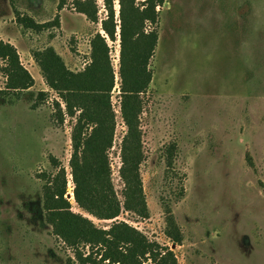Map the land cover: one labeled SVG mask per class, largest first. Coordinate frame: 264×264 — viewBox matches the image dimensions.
Listing matches in <instances>:
<instances>
[{"label": "rangeland", "instance_id": "1", "mask_svg": "<svg viewBox=\"0 0 264 264\" xmlns=\"http://www.w3.org/2000/svg\"><path fill=\"white\" fill-rule=\"evenodd\" d=\"M74 1L60 10V0H0V40L13 43L34 79L30 92L0 94V264H82L46 222L41 176L55 175L56 163L65 169L72 211L99 229L125 222L168 247L178 264H264V0H166L157 7L158 44L141 115L149 217L123 211L112 221L90 216L71 196L76 119L33 58L52 47L73 72L90 63V43L98 32L104 35L107 11L97 0L99 22L91 23ZM108 45L116 74L109 159L122 201L120 148L127 127L120 112V44ZM5 86L0 73V91ZM167 205L183 234L181 245L165 233ZM79 251L83 257L92 252L84 244Z\"/></svg>", "mask_w": 264, "mask_h": 264}, {"label": "trees", "instance_id": "2", "mask_svg": "<svg viewBox=\"0 0 264 264\" xmlns=\"http://www.w3.org/2000/svg\"><path fill=\"white\" fill-rule=\"evenodd\" d=\"M165 2L145 0L141 7L137 0H120L117 16L114 0H104L107 11L101 22L104 35L98 32L91 40L90 63L83 71L68 69L52 47L33 54L47 86L64 102L68 115L76 119L70 160L74 197L80 209L99 220H115L123 211L143 219L149 217L140 168L145 160L141 115L143 95L152 82L150 60L158 44L157 7ZM65 5L66 0H60L58 8L61 10ZM73 5L89 22H99L97 0H75ZM21 21L28 28H41L30 19ZM108 40H118L120 44V112L127 127L120 148L119 175L124 184L122 201L114 188L109 159L116 130L111 101L116 74ZM0 62L3 63L0 73L6 77V91H0V94L30 92L33 77L21 64L17 49L2 40ZM41 95L46 96L45 93ZM56 105L60 108L58 103ZM174 149L173 145L168 150L170 166ZM57 165L55 168L59 169L55 175L44 173L41 176L45 180L43 209L46 222L52 227L53 234L74 250L82 264H145L147 261L178 264L174 252L168 247L150 242L125 222H114L107 230L99 229L90 219L74 213L71 203L65 199V169ZM178 194L183 196V187ZM165 213V233L174 244L181 245L183 234L169 205L165 206ZM82 244L91 248L87 257L79 251Z\"/></svg>", "mask_w": 264, "mask_h": 264}, {"label": "built area", "instance_id": "3", "mask_svg": "<svg viewBox=\"0 0 264 264\" xmlns=\"http://www.w3.org/2000/svg\"><path fill=\"white\" fill-rule=\"evenodd\" d=\"M69 186H70L69 189H70V191H71V196H73V195H74L75 185H74L72 179H71V181L69 182Z\"/></svg>", "mask_w": 264, "mask_h": 264}, {"label": "crops", "instance_id": "4", "mask_svg": "<svg viewBox=\"0 0 264 264\" xmlns=\"http://www.w3.org/2000/svg\"><path fill=\"white\" fill-rule=\"evenodd\" d=\"M13 44V43H12Z\"/></svg>", "mask_w": 264, "mask_h": 264}]
</instances>
